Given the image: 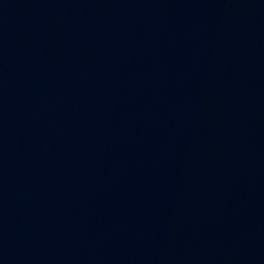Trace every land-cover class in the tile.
I'll return each instance as SVG.
<instances>
[{
    "label": "water",
    "instance_id": "obj_1",
    "mask_svg": "<svg viewBox=\"0 0 264 264\" xmlns=\"http://www.w3.org/2000/svg\"><path fill=\"white\" fill-rule=\"evenodd\" d=\"M0 264H264V0H0Z\"/></svg>",
    "mask_w": 264,
    "mask_h": 264
}]
</instances>
